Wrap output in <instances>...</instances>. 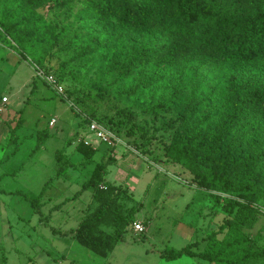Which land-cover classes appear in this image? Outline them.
Wrapping results in <instances>:
<instances>
[{
    "label": "trees",
    "instance_id": "1",
    "mask_svg": "<svg viewBox=\"0 0 264 264\" xmlns=\"http://www.w3.org/2000/svg\"><path fill=\"white\" fill-rule=\"evenodd\" d=\"M59 9L69 12L62 24L41 13ZM134 32L147 38L140 47L129 46ZM0 35L16 39L20 48L15 46V52L41 67L45 60L37 48L62 45L60 52H71L72 61L87 58L97 66L109 88L124 82L117 91L124 99L147 100L144 90L163 86L161 96L153 95L143 111L154 116L181 111L165 156L187 167L197 187L229 218L209 233L203 249L195 241L166 248L162 257L264 264V236L249 231L260 219L264 198V0H0ZM32 84V91L38 90L36 81ZM119 112L135 113L127 106ZM48 136L39 134L37 148ZM76 149L89 160L95 154L82 143ZM112 161L97 163L83 183L81 192L93 190L99 206L73 233L79 244L102 257L135 216V210L125 215L117 203L120 186L105 180ZM32 202L41 204L40 198ZM107 225L114 231H106Z\"/></svg>",
    "mask_w": 264,
    "mask_h": 264
},
{
    "label": "rangeland",
    "instance_id": "2",
    "mask_svg": "<svg viewBox=\"0 0 264 264\" xmlns=\"http://www.w3.org/2000/svg\"><path fill=\"white\" fill-rule=\"evenodd\" d=\"M41 13L59 24L69 17L62 9ZM4 37L0 35V102L7 96L8 104L0 112V264H206L187 255L175 260L161 255L166 248L195 241L203 249L209 233L229 218L221 204L197 187L187 167L165 156L181 111L159 116L143 111L164 87L144 90L147 100L124 99L117 94L124 82L109 88L97 66L87 58L72 61L71 52H60L62 45L37 48L45 60L41 67L15 52V46L20 48L16 39ZM128 40L130 47H140L147 38L134 32ZM33 81L38 90L32 91ZM125 106L135 113L119 112ZM91 120L118 141L108 145L90 131ZM42 131L50 136L37 148ZM80 143L95 149L91 160L76 149ZM109 158L113 161L105 180L120 186L117 203L125 215L135 210V216L123 238L102 257L79 244L73 233L99 206L93 190L81 192L83 183L97 163ZM36 198L41 204L35 207ZM258 207L260 219L249 231L264 236V198ZM136 221L143 223V232L135 231ZM104 229L114 231L111 225Z\"/></svg>",
    "mask_w": 264,
    "mask_h": 264
},
{
    "label": "built area",
    "instance_id": "3",
    "mask_svg": "<svg viewBox=\"0 0 264 264\" xmlns=\"http://www.w3.org/2000/svg\"><path fill=\"white\" fill-rule=\"evenodd\" d=\"M36 67L38 70V74L40 76H42L43 73L41 72L40 67H38V66H36ZM50 80L52 83L56 84V80L54 78H51ZM60 90H61L60 92H63V90L61 88H60ZM7 104H8V97L7 96L2 97L1 102H0V112H2L4 110V108L6 107ZM53 121H55V119H53ZM89 129H90V131L94 132L103 141L105 140V142L108 145H112L115 141H118L117 137L109 135L106 128L96 120H91ZM100 188L105 189L106 186L104 184H102L100 186ZM134 229H135V231L141 233L145 230V227H144L142 222L136 221L134 223Z\"/></svg>",
    "mask_w": 264,
    "mask_h": 264
},
{
    "label": "crops",
    "instance_id": "4",
    "mask_svg": "<svg viewBox=\"0 0 264 264\" xmlns=\"http://www.w3.org/2000/svg\"><path fill=\"white\" fill-rule=\"evenodd\" d=\"M53 120V119H52Z\"/></svg>",
    "mask_w": 264,
    "mask_h": 264
}]
</instances>
